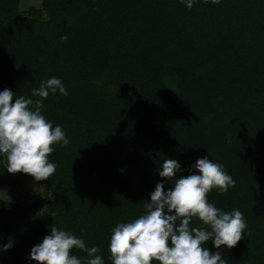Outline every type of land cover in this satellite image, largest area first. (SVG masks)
Instances as JSON below:
<instances>
[{"label":"trees","instance_id":"1","mask_svg":"<svg viewBox=\"0 0 264 264\" xmlns=\"http://www.w3.org/2000/svg\"><path fill=\"white\" fill-rule=\"evenodd\" d=\"M36 1L20 15L19 0H0V92L35 101L33 88L60 79L68 95L50 92L42 115L69 144L53 145L45 181L10 174L0 154V173L52 190L28 206L0 199V264H37L31 249L53 226L111 264L114 227L144 214L157 183L173 188L163 161H178L179 179L204 157L236 181L209 203L239 209L247 228L234 248L203 247L227 264H264V0ZM44 206L52 215L38 214Z\"/></svg>","mask_w":264,"mask_h":264},{"label":"clouds","instance_id":"2","mask_svg":"<svg viewBox=\"0 0 264 264\" xmlns=\"http://www.w3.org/2000/svg\"><path fill=\"white\" fill-rule=\"evenodd\" d=\"M191 9L197 0H180ZM208 3L209 0H203ZM219 4L220 0H211ZM67 41V35L61 36ZM67 96L60 79L51 77L32 89L33 101L23 95L15 98L10 89L0 92V154L6 157L10 174L24 173L36 181L52 176L57 165L49 162L53 145L67 146L69 140L61 126L53 125L42 115L43 101L49 93ZM31 106V107H30ZM199 174L176 179L181 166L175 159H165L159 170L161 178L174 179L167 192L157 183L144 204V214L132 222L118 223L112 230L109 244L111 264H227L220 251L210 253L203 245L211 240L215 248H234L247 228L244 214L239 209L224 212L209 203L207 196L216 189L227 193L236 181L219 163L207 157L197 159L193 166ZM167 210V211H165ZM174 213V214H172ZM197 219L201 226L192 227ZM12 247L11 241L3 251ZM73 249L87 254L86 264H105L98 254L99 247H86L85 242L71 232L51 227L50 235L31 249L30 258L37 264H82L72 255ZM94 257V258H93Z\"/></svg>","mask_w":264,"mask_h":264},{"label":"rangeland","instance_id":"3","mask_svg":"<svg viewBox=\"0 0 264 264\" xmlns=\"http://www.w3.org/2000/svg\"><path fill=\"white\" fill-rule=\"evenodd\" d=\"M39 2L36 0H19L18 14L28 15L30 8H38ZM0 199L28 206L36 201H50L52 190L50 187L38 184L29 178H18L16 176L0 173ZM44 206L38 210L39 215H52Z\"/></svg>","mask_w":264,"mask_h":264}]
</instances>
